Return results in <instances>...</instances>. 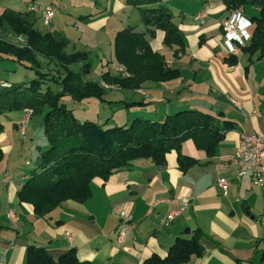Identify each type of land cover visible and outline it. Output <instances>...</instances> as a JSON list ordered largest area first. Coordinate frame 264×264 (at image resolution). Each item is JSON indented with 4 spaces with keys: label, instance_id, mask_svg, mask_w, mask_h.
Returning <instances> with one entry per match:
<instances>
[{
    "label": "crops",
    "instance_id": "0c3cea01",
    "mask_svg": "<svg viewBox=\"0 0 264 264\" xmlns=\"http://www.w3.org/2000/svg\"><path fill=\"white\" fill-rule=\"evenodd\" d=\"M42 1L33 5L37 18L40 10L52 5ZM185 1L175 17L185 38L184 49L167 46L161 31L150 35L128 0L100 1L96 11L80 16L68 30H49L69 38L68 51H88L94 62L88 78L94 75L101 80L103 72L124 71L114 57V38L119 30L134 25L181 75L165 82L148 80L139 89L125 90L126 94H120L127 95L124 98L116 90L109 105L122 108L124 102L142 101L145 115L137 116L159 121L179 110L196 109L223 114L220 117L235 127L227 131L212 156L192 139L185 141L183 153L196 160L186 171L174 150L167 153L165 164L139 159L107 180L94 179L91 197L85 202L70 199L40 217L31 203L19 199L18 191L36 167L46 138L40 137L41 144L33 141L36 150L19 149L27 142V134L41 132L43 120L33 122L34 115L28 111L1 115L0 264H28L31 244L45 247L55 259L74 248L80 260L93 264H141L154 253L165 256L177 237L189 239L195 232H200L204 251L201 256L192 255L188 264H264V185H254L249 176L238 178L235 168L227 166L241 134L264 138V57L258 59V52L250 54L241 47L237 53L228 50L223 23L229 12L221 0ZM108 100L101 102L108 105ZM221 178L230 182L226 194L218 184ZM182 201L186 208L168 220L167 214ZM121 210L132 216L125 226Z\"/></svg>",
    "mask_w": 264,
    "mask_h": 264
},
{
    "label": "trees",
    "instance_id": "16d2710c",
    "mask_svg": "<svg viewBox=\"0 0 264 264\" xmlns=\"http://www.w3.org/2000/svg\"><path fill=\"white\" fill-rule=\"evenodd\" d=\"M221 1L229 15L238 8L246 12L253 9L248 15L253 25L252 38L241 50L250 54L258 52L257 58H263L264 0ZM168 2L128 0L138 10L141 22L149 27L150 35L161 31L167 46L178 45L184 49V35ZM29 12L35 15L37 10L6 8L0 12V28L9 30L15 38H23L21 42L0 38V59L17 61L35 72L33 78L25 81L0 77V116L32 110L33 115L43 118L47 146L40 149L36 167L18 191L19 199L31 203L38 216L45 217L70 199L85 202L91 197L94 179L107 180L139 159L165 164L167 153L174 150L181 169L186 171L196 160L183 153L185 141L192 139L199 149L212 156L227 131L235 127L219 115L196 109L167 114L162 121L137 116L122 125H109L110 117L104 122L80 120L65 101L67 97L77 102L93 97L104 101V95L113 86L136 90L148 80L177 79L181 71L171 67L166 57L153 49L145 33L128 25L114 38V57L126 75L104 72L102 80L108 85L105 88L101 81L87 77L94 67L89 52L68 51L69 38L61 32L37 28L33 22L35 17L29 16ZM43 60L58 70H44ZM143 104L142 101L123 103L124 106ZM0 128L3 129L1 123ZM3 158L0 146V162ZM203 251L200 232H195L189 239L177 237L165 256L154 253L141 264H186L192 255L201 256ZM27 261L28 264H93L80 260L74 248L55 259L45 247L34 244L27 248Z\"/></svg>",
    "mask_w": 264,
    "mask_h": 264
},
{
    "label": "rangeland",
    "instance_id": "374dc122",
    "mask_svg": "<svg viewBox=\"0 0 264 264\" xmlns=\"http://www.w3.org/2000/svg\"><path fill=\"white\" fill-rule=\"evenodd\" d=\"M95 1L99 2L97 6L93 4ZM100 1L103 3H107V0H43L41 4L45 5L47 3H51L53 7L56 8L57 10V13L55 17L53 18L50 26H44L42 24L41 19H38L36 14L35 16L33 15L32 12H29L28 15L33 18L35 17L33 21L35 26L43 31H50L49 29L53 27H58V28L61 27V28H64L65 30H68L69 28H71V24L76 22L80 16L89 15L91 13L90 10L96 11L98 7L100 6ZM168 1L169 2L167 4L174 10V13L177 17V15L180 14V10L178 9V6L183 1L184 3L186 1L185 0H168ZM37 4L39 3L33 2L32 0H0V12H2L6 8H12V9H16L19 11H27V9L30 8L29 7L30 5L36 6ZM250 11L252 12L253 9H250ZM245 14L247 16L250 15L248 11L247 12L245 11ZM127 15L128 14H126L124 17L126 18ZM134 16L140 17L138 12H135ZM0 38H4L6 40L15 41V42H21L23 39V38L22 39L15 38V36H13V34L5 28L4 29L0 28ZM43 63H44V66H43L44 70H46L47 68L48 69L52 68V71L50 72H56L58 70L56 66L48 64L47 61H44ZM102 74H101V80L95 79L96 77L94 75L89 77V79L101 81L102 85L105 86L106 88L108 85L106 82L102 80ZM118 74H123L124 76L126 75V72L125 70L123 72L121 70H118ZM118 74L116 73V75ZM34 76H35L34 70L27 68L26 66L20 64L19 62L11 60V59H0V77L1 78L12 80V81H20V80L25 81V80L33 78ZM116 90H118L117 93L120 98H124L127 96V95H120L122 93L126 94L124 92L127 89H122V88H119L118 86H113L104 95V101H106V98L109 99L108 100L109 102L107 101L108 105H104L102 103L104 101L101 102L99 99L95 97L90 98V99H85L82 102H77L67 97L65 101L69 103V107L74 110L76 116L80 120H83V121L93 120V121H98V122H104L106 119L110 117L109 121L111 122L109 125H122V124L127 123L130 117H137V115H145V111L142 110V108H140L141 105L125 106L122 108L121 107L115 108L114 106L109 105L110 103H113L112 100H110L113 98L111 94L113 92H116ZM140 92L145 94V91L142 89H140ZM130 95H132V93ZM28 113L31 115L32 110L31 112L29 110ZM40 119L42 122L43 118L40 115H34L32 118L33 122H39ZM41 132L40 130H38V132L32 135V137H30V135L27 134L26 136L27 142H23V145H22L23 149L22 147L21 149L19 148L18 149L19 150H36V148L33 147V141L37 144H41L39 143L38 140L40 139V137L45 136L43 127H42ZM21 133L23 136L25 135L24 128L22 129Z\"/></svg>",
    "mask_w": 264,
    "mask_h": 264
},
{
    "label": "built area",
    "instance_id": "2783aa9c",
    "mask_svg": "<svg viewBox=\"0 0 264 264\" xmlns=\"http://www.w3.org/2000/svg\"><path fill=\"white\" fill-rule=\"evenodd\" d=\"M31 11L38 10L35 6H30ZM57 10L52 6H46L41 10V21L44 26H50ZM252 26L250 18L245 14L243 8L234 10L223 23V39L228 50L232 53H237L240 47L250 40L252 32L249 28ZM237 103V102H236ZM31 112V110H30ZM228 167L235 168V174L238 178L249 176L252 183L257 186L264 185V138L256 133L241 134L238 145L234 154L230 157L227 164ZM219 187L224 194L228 192L230 182L226 178L219 179ZM187 206L185 201H182L179 207L167 214V219H175ZM11 218H14L12 213H9ZM119 216L126 222L132 219V216L125 210L119 212ZM264 224V214L262 216ZM70 238V235L68 234ZM188 264V263H186Z\"/></svg>",
    "mask_w": 264,
    "mask_h": 264
},
{
    "label": "water",
    "instance_id": "95a60500",
    "mask_svg": "<svg viewBox=\"0 0 264 264\" xmlns=\"http://www.w3.org/2000/svg\"><path fill=\"white\" fill-rule=\"evenodd\" d=\"M220 116H223V114H220Z\"/></svg>",
    "mask_w": 264,
    "mask_h": 264
}]
</instances>
